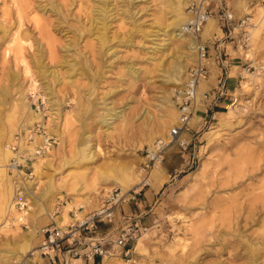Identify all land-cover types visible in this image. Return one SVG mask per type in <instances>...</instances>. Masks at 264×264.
Returning <instances> with one entry per match:
<instances>
[{"label":"rangeland","instance_id":"1","mask_svg":"<svg viewBox=\"0 0 264 264\" xmlns=\"http://www.w3.org/2000/svg\"><path fill=\"white\" fill-rule=\"evenodd\" d=\"M84 1L0 0V94L6 92L0 96L1 145L10 149L16 134L23 135L35 123L51 137L49 147L40 155L32 153L41 145V138L21 145L19 151L24 148L29 157L19 173L8 174L6 170V184L0 170V184L4 189L9 185L14 202L10 215L0 216V248L23 250L31 259L39 256L34 253L37 244L30 252L25 244L16 246L22 241L18 244V233H27L35 226L31 215L40 213L30 203L39 195L35 192L49 190V214L43 215L48 223L36 225L38 232L46 225H57L55 217L64 207L68 223L91 213L114 187L113 178L122 172L140 171V179L148 176L153 167L145 168V151L152 141L167 138L169 124L164 131L155 128L160 122L168 123L169 105L177 112L174 93L194 63L180 53L190 54L181 47L188 40L167 36L173 27V13L165 0H108L106 23L96 22L94 27H89L80 6ZM241 5L244 14L239 19L226 5L233 17L231 27L213 16L212 33L200 42L216 39L217 44L223 43L215 60L208 49V76L214 78L218 73V77L212 88H197L198 121L181 135L185 148L173 143L165 150L160 187L143 184L137 189L141 191V217L129 220L139 222L141 234L130 244L129 255L114 254L94 263L72 260L73 264H244L249 246H264V73L258 70L264 60V0H241ZM183 10L186 13L187 8ZM93 11L94 17H99V8ZM14 33L28 38L30 46L25 44L23 52L39 86L36 90L29 87L21 64L14 65L13 55L4 52ZM182 62L184 75L179 68ZM174 67L178 72L175 81L167 78ZM249 74L256 82L254 79L245 87ZM47 84L56 91L51 95L54 107L62 101V109H55L61 110L60 120L44 95ZM21 96L39 119L27 124L29 115L20 114L10 131L7 115ZM105 108L110 113L119 112L120 117L108 120L109 124L103 122L109 117ZM64 124L67 126L62 127ZM83 143L94 152L93 159L85 160L78 154ZM6 163L0 157V169L6 168ZM25 182L33 183V195ZM130 202L122 204L124 216H128L125 208ZM24 212L28 213L26 223L20 224L17 220ZM108 227L105 233L114 236L117 229ZM260 255L257 264H264V249ZM39 258L36 264H51Z\"/></svg>","mask_w":264,"mask_h":264},{"label":"built area","instance_id":"2","mask_svg":"<svg viewBox=\"0 0 264 264\" xmlns=\"http://www.w3.org/2000/svg\"><path fill=\"white\" fill-rule=\"evenodd\" d=\"M188 19L183 25L185 35L198 38L203 25L213 16L222 21L226 27H231L233 17L223 0H192L187 8ZM195 62L186 72L184 81L174 93V105L178 112V123L167 133V138L155 140L146 149L145 168L161 164L165 150L173 143L185 148L186 143L181 139L184 132L190 130L189 119L193 115L197 100V88L201 80H206L208 71V48L205 43H200L196 49ZM263 63V62H262ZM260 64V71L264 73V63ZM203 98H207L204 94ZM36 138H41V145L36 147L34 155H40L47 149L51 137L48 136L40 123H35L34 128H29L22 133H17L14 144H10V150L15 152L6 165L9 174L19 171L22 162L29 157L19 151L21 145L32 143ZM22 168V167H21ZM141 191L129 190L125 195L117 189L109 191L98 208L81 218H74L63 227L45 226L39 231L43 237L38 246L39 257L47 259L51 264H73V261L84 260L94 263L96 259L112 257L118 254L127 257L130 253V244L141 234V225L138 221L129 220L122 214V204L133 201ZM24 204L20 206V209ZM119 213V217L117 216ZM120 223V225H119ZM98 225H107L116 230L114 236L110 232L98 231ZM117 225V226H116Z\"/></svg>","mask_w":264,"mask_h":264},{"label":"bare ground","instance_id":"3","mask_svg":"<svg viewBox=\"0 0 264 264\" xmlns=\"http://www.w3.org/2000/svg\"><path fill=\"white\" fill-rule=\"evenodd\" d=\"M91 1H93L94 3H96L95 4V6H91ZM164 1V0H163ZM192 0H165V3H166V6H167V8H169L170 9V11H172V13L173 14H171L172 15V19L170 20V26H173L172 28H171V32H169V34H167V36H170L172 39H179L180 41H187V45H185V44H183V46H182V43H181V47L183 48H186L187 49V51H188V53H190V54H185V52L184 51H180V53H181V55L183 54V56H185V57H183V58H188L189 60H191L192 62H193V60H194V62H195V58H196V50H195V48L197 49V46H198V44H199V42H202L203 41V39H205L206 37H208L211 33H212V29L214 28L213 27V25H215L214 24V21L210 18L204 25H203V30L201 31V33H200V37H201V39H198V38H194V37H190L189 35H185L184 33H183V31H182V28H183V24L186 22V20L188 19V13H187V11H186V13L184 12V8H188V5L190 4V2H191ZM108 0H86V1H84V3L83 2H81V4H80V6H81V8H83L84 9V11H85V14H86V16L88 17V22H89V27H94V26H96L95 24L93 25V23H96V22H100V21H105V23H106V21H107V16H106V14H107V12H108V14H109V11H110V9H108ZM95 8H99V12L96 14V15H98L99 17H94V9ZM19 10V9H18ZM17 10V11H18ZM260 10V9H259ZM20 11V10H19ZM129 11V10H128ZM260 11H262V10H260ZM21 12V11H20ZM264 12V11H263ZM61 13V12H60ZM17 14H19L18 15V17H20L21 18V16H20V13L18 12ZM17 14H16V16H17ZM22 15V14H21ZM111 16V15H110ZM109 16V17H110ZM22 18H23V16H22ZM19 20V19H18ZM17 20V22H19ZM21 23V22H20ZM20 23H18L19 25H21ZM102 23V22H101ZM262 23V22H261ZM102 24H104V23H102ZM18 26V25H17ZM21 27V26H20ZM18 28V29H21V28ZM105 27V26H104ZM253 27V26H252ZM251 27V28H252ZM254 28V27H253ZM16 30V29H15ZM252 30V29H251ZM19 31H21V30H19ZM18 32V31H17ZM20 33V32H19ZM254 33V32H253ZM204 42V41H203ZM25 44H27V45H29L30 46V44H29V42H28V38L26 37V36H24V35H19V34H17V33H14L12 36H11V38H10V40H9V42H7L6 43V47H5V53H7V54H9V53H11L12 55H13V60L15 61H13L15 64L14 65H19V64H21V66H22V72L24 73V76H27L28 77V79H29V87H31L33 90H36V88L37 87H39V86H37L38 84H37V81L35 80V76H34V74L32 73V70L30 69V65H28L29 63L27 62V59H26V57H25V54H24V52H23V46L25 45ZM90 44V43H89ZM179 45V44H178ZM90 46V45H89ZM181 47H176V50H183V49H180ZM110 49V48H109ZM177 51V52H178ZM194 54H193V53ZM192 53V54H191ZM183 58H181V56L179 55V59H180V61L183 59ZM175 59H176V57H175ZM185 60V59H184ZM188 60V61H189ZM187 61V60H186ZM184 62V61H183ZM181 63V65H179V68H180V70H181V74L182 75H184V73H185V63ZM214 62V61H213ZM263 63H264V60L262 61ZM173 63V62H172ZM177 63H180V62H177ZM262 63V64H263ZM175 64V63H174ZM36 65H39L38 63H36ZM176 65V64H175ZM171 66H174V65H172L171 64ZM175 68L176 67H174V68H172V70L171 71H169L168 73V79L169 80H173V81H175V79L177 78L176 77V75H177V71H174L175 70ZM127 69H128V67H127ZM130 69V68H129ZM171 69V68H170ZM260 69H261V67L259 66V68H258V70L260 71ZM131 70V69H130ZM168 70V69H167ZM177 70V69H176ZM133 71V70H132ZM174 72V73H173ZM175 72H177V73H175ZM180 72V71H179ZM261 72V71H260ZM41 73H42V71H41ZM129 73H133V72H130L129 71ZM256 73V72H255ZM258 74V73H257ZM131 75V74H130ZM180 75V74H179ZM174 76V77H173ZM263 76V75H262ZM261 76V77H262ZM166 77V76H165ZM254 76L252 75V74H249V77H248V81L244 84L245 85V87L251 82V83H254V82H256V78L254 77ZM26 78V77H25ZM137 78V77H136ZM27 79V78H26ZM41 79L43 80L44 79V77H41ZM212 79V78H211ZM254 79H255V81H254ZM71 81V80H70ZM167 81V80H166ZM181 81V80H180ZM184 81V80H183ZM208 81V80H207ZM252 81H254V82H252ZM212 82V81H211ZM173 83V82H172ZM176 83V82H175ZM178 83V82H177ZM176 83V84H177ZM209 83V82H208ZM180 84V83H179ZM205 84H206V82H205V80H201L200 81V83H199V87L198 88H201L202 86H203V88L205 87ZM207 89V88H206ZM5 90V89H4ZM2 91V90H1ZM173 91V90H172ZM55 90L49 85V84H47V85H45V88H44V95H45V97L47 98V100L49 101V106L51 107L50 108V110L52 111V113H54L55 114V116H56V118L58 119L59 117H60V115H61V110H56V112H55V109H62L61 107H60V103L62 102H59V105H58V108H55L54 107V105H53V102H52V100H51V95L54 93L55 94ZM204 92V91H203ZM4 92L2 91L1 92V94H0V96H5V94H6V92H5V94H3ZM200 93V92H199ZM7 94H8V92H7ZM22 94V93H21ZM203 94V93H202ZM24 95V94H23ZM42 96V95H41ZM53 96V95H52ZM7 97V96H6ZM167 97V96H166ZM165 97V98H166ZM4 98V97H3ZM1 99V98H0ZM6 99V98H5ZM14 99V98H13ZM65 99V98H64ZM169 99V98H168ZM43 100H44V97H43ZM197 100H198V98H197ZM14 101V100H13ZM54 101V100H53ZM169 101V100H168ZM73 102V101H72ZM7 103V102H6ZM5 103V104H6ZM10 103V102H9ZM4 104V105H5ZM56 106V105H55ZM167 106V105H166ZM5 107V106H4ZM7 107V106H6ZM8 107H9V105H8ZM60 107V108H59ZM196 107V106H195ZM169 118H168V123H165V122H160L158 125H157V128H155V129H157V131L159 132V130L160 131H164V129L166 128V126H167V124H169V126H168V130H171L172 129V127H174L175 125H177V123H178V114H177V112L174 110V108H173V104L170 106L169 105ZM9 109V108H8ZM108 108H105V113H107V115H109V117H107V118H105V119H102V121L104 122H107L108 120H111V119H115V117H120L119 115L120 114H118V113H110L108 110H107ZM195 110H197V109H194V111H193V115H192V117L189 119V122H188V125H190L192 128H194L195 127V125H196V123H197V121H198V116L196 115L197 113H195ZM233 110H235V109H233ZM6 111V110H5ZM68 112V111H67ZM109 113V114H108ZM20 114H25V115H29L28 117H27V119H28V121H27V124H31L32 123V121H34V120H38L39 119V114H37V115H33V112L32 111H30V109H29V103L26 101V99H25V97H22L21 96V98H20V100H16V103L15 104H12V108H11V111H10V113L7 115V125H8V127H9V129H10V131H13V128H14V126H15V124H16V120H17V117H18V115H20ZM63 114V113H62ZM102 114V113H101ZM66 115V114H65ZM106 115V116H107ZM227 115H229V113L227 114ZM232 115V114H231ZM62 117V116H61ZM64 117H66L65 119H68L67 118V116H64ZM63 117V118H64ZM104 117V116H103ZM53 116H52V120H53ZM56 118H55V120H56ZM228 118V117H227ZM232 118V117H231ZM40 119H41V117H40ZM50 119V120H51ZM64 119V120H65ZM21 120H22V118H21ZM52 120H51V122H52ZM59 120H60V118H59ZM58 120V121H59ZM3 121V120H2ZM41 121V120H40ZM61 121H62V119H61ZM100 121V120H99ZM19 122H20V120H19ZM18 122V123H19ZM24 122V121H23ZM63 122H67V121H63ZM62 122V123H63ZM49 123V122H48ZM102 123V122H101ZM108 124L110 123V122H107ZM22 123H20V125H21ZM55 124V123H54ZM65 124H67V123H65ZM63 125L62 127H64V126H67V125ZM35 125V124H34ZM34 125H33V127L32 128H34ZM50 125V124H49ZM48 125V126H49ZM106 125V124H105ZM22 126V125H21ZM23 126H25L26 127V125L24 124ZM44 126H45V124H44ZM53 126H55V125H53ZM58 126V125H57ZM4 127H6V126H4ZM61 127V128H62ZM112 127V126H111ZM47 128H49V127H47ZM2 129V128H1ZM5 129V128H4ZM51 129V128H50ZM49 130V129H48ZM54 130V129H53ZM52 130V131H53ZM58 130V129H57ZM62 130V129H61ZM60 130V131H61ZM49 131H51V130H49ZM155 131V130H154ZM54 132V131H53ZM167 132V131H166ZM60 133V132H59ZM150 133V132H149ZM58 134V133H57ZM61 134V133H60ZM184 134V133H183ZM182 134V135H183ZM11 135V134H10ZM62 135V134H61ZM153 135V134H152ZM158 135H159V133H158ZM145 137V136H144ZM62 138V137H61ZM150 138V137H149ZM155 138H157V136H155ZM161 138H162V136H161ZM10 139V138H9ZM151 139V138H150ZM152 139H153V136H152ZM151 139V140H152ZM149 140V139H148ZM86 141V140H85ZM150 141V140H149ZM42 142V141H41ZM40 142V143H41ZM152 143H153V141H152ZM151 143V144H152ZM150 144V145H151ZM89 146V144H87L86 143V145L83 143V147L78 151V154H80L81 156H82V158L83 159H85V160H91V159H93V157H94V152L92 151L91 152V150H88L87 149V147ZM32 147V146H31ZM90 147V146H89ZM22 148V147H21ZM29 149H30V146L28 147ZM88 150V151H87ZM96 151H97V147H96ZM100 151V150H99ZM20 152H22V154L23 153H26L24 156H27L28 155V151H26L24 148L20 151ZM35 152V151H34ZM11 153H12V151L9 149V148H7V147H5L4 145H1V142H0V157H1V161L2 162H7L5 165H7L8 164V158L10 157V155H11ZM32 154H34V153H32ZM13 157V156H12ZM45 159V158H44ZM47 159V158H46ZM43 160V159H42ZM82 159H80V161H81ZM45 161V160H44ZM38 164H40V162L38 163ZM45 164V163H44ZM36 169H37V166H36ZM136 169V168H135ZM1 175H2V178L3 179H5L4 181H5V184H6V181H8L6 178V168H5V166H1ZM38 170H39V168H38ZM19 173V172H18ZM33 173H34V171H33ZM123 174H121L120 176H117V177H115V178H113V180L111 181V184L114 186V187H110V190L109 191H111V190H113V189H116V188H120V192H121V195H125L129 190H131V189H141V187H142V185L143 184H146V185H148L150 188H157V187H160V185L162 184V180H163V178H164V172H163V170H162V168H161V164H157V165H155V166H153V168L151 169V172H150V174H148V176H146V177H144L143 179H140L139 178V173H140V171H139V173H137V171H135V170H131V171H129V172H127V173H125V172H122ZM9 174V173H8ZM0 175V176H1ZM21 177V176H20ZM10 178V177H9ZM22 179V178H21ZM112 179V178H111ZM10 181H11V179H9ZM3 181V182H4ZM14 182V181H13ZM21 182V181H20ZM19 182V183H20ZM25 185L24 186H26L27 188H29L30 189V194H34V187H33V183H31V182H25L24 183ZM1 185V184H0ZM14 185V184H13ZM20 185H22V184H20ZM35 186V185H34ZM139 186H141L140 188H139ZM5 187V186H4ZM4 187L1 185L0 186V216H1V214L3 215V217H4V215L5 216H9L10 214H9V212H11V211H13V207H14V202L12 201V199H11V196H12V192H11V189L9 188V185L7 184V187L4 189ZM26 188V189H27ZM5 190V191H4ZM42 191V190H41ZM48 191L49 190H44L43 189V191L41 192V193H36L35 192V194H39L37 197L35 196L33 199H31L30 200V203H31V205L33 204L34 205V207H36V208H39L40 210V213L39 214H32L31 215V217L33 218L32 220H34L35 221V226L34 227H32L27 233H22V234H19L18 233V238H19V241H18V244H19V242H20V240H22V241H24V243H22V241H21V243L18 245V246H16V247H21V245H26V246H28V251L30 252V250H34V247H35V245H36V247H38L39 245H40V243H41V241H42V239H43V237L41 236V234H39V231H40V229L38 230V232H37V230H36V225H38V226H43V225H45L46 223H48V220H47V218H45L43 215L45 214V215H48L49 213V209H48V207H47V205H48V203H49V200H47L46 198L48 197L47 196V194H48ZM79 191L80 190H77V191H75V193H76V195H78V193H79ZM108 191V192H109ZM23 192H24V190H23ZM70 193V192H69ZM83 193V192H82ZM28 194V193H27ZM71 195V194H70ZM82 195V194H81ZM23 196V195H22ZM24 197H26V194H24ZM13 198V197H12ZM80 199V198H79ZM72 200H74V199H72ZM84 200V199H83ZM45 202H46V205H45ZM70 203V202H69ZM68 203V204H69ZM81 204V203H80ZM25 205V204H24ZM23 205V206H24ZM70 205H71V203H70ZM13 206V207H12ZM83 207V206H82ZM69 208V207H68ZM30 209V208H29ZM63 209V211H59L60 212V216H57V217H55V222L54 223H56L57 224V226L58 227H63L65 224H66V222H67V220H68V216L66 215V210H67V207H64V208H62ZM31 210V209H30ZM23 213V212H22ZM38 213V212H37ZM26 215H28V213H26V212H24V214H19V216H20V218H18V220L17 221H20V224H24V223H26L25 221H26ZM30 215V214H29ZM75 215H77V214H75ZM26 217V218H25ZM75 217V216H74ZM73 217V218H74ZM80 217V216H79ZM2 219V218H1ZM0 219V220H1ZM16 219V218H15ZM2 222V221H1ZM264 222V221H263ZM263 222H262V226L264 225L263 224ZM3 223V222H2ZM5 223V222H4ZM14 223H16L15 221H14ZM68 223V222H67ZM7 224V223H6ZM9 225H10V223H8ZM259 225V224H258ZM5 227L7 226V225H4ZM4 226H2V227H4ZM8 227H6V229H7ZM192 229V228H191ZM7 231V230H6ZM12 231V230H11ZM18 231V230H17ZM258 231V230H257ZM14 232V231H13ZM192 232H193V230H192ZM15 233V232H14ZM13 234V233H12ZM14 235V234H13ZM253 238V237H252ZM251 238V239H252ZM256 238V237H255ZM264 238V237H263ZM262 238V239H263ZM257 239V238H256ZM182 240V239H181ZM11 241V240H10ZM13 241V240H12ZM175 241H176V239H175ZM40 242V243H39ZM248 242V241H247ZM254 242H256V241H254ZM258 242V241H257ZM262 242V241H261ZM176 243V242H175ZM11 244H13V243H11ZM16 244V243H15ZM180 243L178 242V245H179ZM257 244V243H256ZM261 245V244H260ZM15 247V246H14ZM264 249V246H262V247H251V246H249L248 247V256L246 257V259H245V263L244 264H257V260H258V258H259V255L261 254V250H263ZM27 252V251H26ZM34 253H37V251H35ZM247 253V252H246ZM25 253L23 252V250H22V253L21 252H19V251H17V250H15V249H6L5 247H2V248H0V264H36L37 263V261L38 262H40L39 261V256L36 254V257L34 258V259H31V258H28L26 255H24ZM33 255H35V254H33ZM246 255V254H245ZM257 256H258V258H257ZM261 256V255H260ZM262 257V256H261ZM261 259V258H260ZM109 260V259H108ZM260 261V260H259ZM258 261V262H259ZM48 262V261H47ZM244 262V261H243ZM262 262H264L263 260H262ZM101 264H105V262H102ZM263 264V263H262Z\"/></svg>","mask_w":264,"mask_h":264},{"label":"crops","instance_id":"4","mask_svg":"<svg viewBox=\"0 0 264 264\" xmlns=\"http://www.w3.org/2000/svg\"><path fill=\"white\" fill-rule=\"evenodd\" d=\"M223 1H224L225 5H227V4L230 5L231 12L233 15H235L236 18L239 19L243 16L244 13H243V7L241 5V0H223ZM213 38H216L215 35H213ZM218 42H219V40H216V39L214 41L206 40V45L208 46L209 54L211 53L214 55L213 56L214 60L216 59V56L219 53V46L223 45V43L217 44ZM211 43L212 44L216 43L215 45H217V46L213 47V46H211L212 45ZM225 48H226V50L228 49L227 44H225ZM234 54H238V52L235 50ZM217 77H218V73L215 75L214 78L211 76H208V79H206L208 81L205 80L206 81L205 85L209 88H212L214 86V82L216 83ZM125 209H126V212H128L127 213L128 216H126L128 219H131V218L136 219V218L141 217V192H140L139 196L135 200L131 201L130 204H128ZM46 226H48V225H46ZM108 229H109V227L106 225H98V231H100V232H105Z\"/></svg>","mask_w":264,"mask_h":264}]
</instances>
